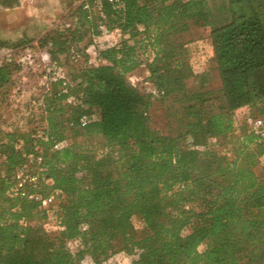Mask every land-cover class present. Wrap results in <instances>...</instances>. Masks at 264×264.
<instances>
[{
  "label": "trees",
  "instance_id": "1",
  "mask_svg": "<svg viewBox=\"0 0 264 264\" xmlns=\"http://www.w3.org/2000/svg\"><path fill=\"white\" fill-rule=\"evenodd\" d=\"M118 1L102 0V22L121 36L95 46L97 61L90 62L79 42L85 26L100 33L98 17L92 10L86 23L89 11L73 0L71 22L37 39L55 67H68L64 78L51 82L24 130L2 127L0 114V264H78L82 251L73 253L71 240L93 264L120 251L136 254L131 264H264V137L233 129L237 108L264 113V0H224L218 15L208 0ZM192 26L209 30L216 92L213 73L195 74L189 65L184 35ZM140 65L157 89L187 102L169 108L166 136L151 130L150 96L126 79ZM20 70L11 56L0 60V105L20 90ZM82 115L96 118L80 127ZM207 139L230 155L197 147ZM35 145L46 167L36 190L54 195L62 219L52 234L36 233L31 221L44 217L36 202L6 194ZM135 215L145 237L133 233Z\"/></svg>",
  "mask_w": 264,
  "mask_h": 264
},
{
  "label": "rangeland",
  "instance_id": "2",
  "mask_svg": "<svg viewBox=\"0 0 264 264\" xmlns=\"http://www.w3.org/2000/svg\"><path fill=\"white\" fill-rule=\"evenodd\" d=\"M223 2L224 0H208L211 10L217 15L221 11L220 7ZM72 6L73 0H20L18 4L13 7H10L8 9L0 8V41L11 44L22 37V39L30 41L25 45L29 44L40 47L37 44V39L39 37H41L50 29L64 26L71 22V16H69V13ZM93 16L95 18V15ZM95 21L97 22L96 19L94 20V22ZM87 27L89 29V34L85 36L83 35L82 40L79 42V47L85 48L86 44L90 43V46L87 47V52L89 54V57H93V51H95V44L99 45V47H103L105 44L108 43V38L100 37L103 35L105 36L109 33V31L103 34H94L93 30L91 29L92 27ZM91 33L93 35H91ZM203 34V30L192 26L189 32L185 33L184 37L186 40H193L196 39L199 35ZM97 35L100 37H98ZM93 44L94 46L91 47V45ZM40 48L41 51L45 49L44 47ZM22 58L24 63L21 64V69L23 66L25 67L20 70L19 73V78L21 81L20 90H14L13 92H11L7 101L4 104L0 105V114L5 120V123L10 126H15L19 129L24 130L27 127V125H25L27 116L25 115L24 110L29 107L30 97L34 95V93H39L41 83L43 81V68L38 63V61H40V56L37 54V52L32 54V57ZM29 59L31 61V64L33 65L32 68L27 64V61H29ZM61 69L63 70V72H65L68 70V67L65 66ZM145 70V66H136L132 71L128 72L125 75L127 81L131 82V79L133 81H136V79H144L146 77L144 76ZM214 70L215 69H210V71L213 73L210 87L214 92H216L219 82L217 76L214 73ZM187 85L190 86L191 81H188ZM141 90L145 91L143 86ZM218 103H220V100L215 99L213 104L207 107V110H209V112H213ZM164 116L165 122L163 119ZM167 116L168 113L164 114L163 117H160L158 119H152V126L154 130L157 129L158 132H165L166 129L168 130ZM21 123L23 124V126H21ZM187 139L188 140H186L185 143L188 142V144H190L191 139ZM95 140L96 139H92V141ZM207 146H211L213 148H220L221 150H223V153L228 156L230 155L229 152L224 150L226 148H223L217 143V141L213 139H207L203 144L198 145L197 147L203 149ZM257 168L255 167L256 170H258ZM55 203V205L49 207L48 211L43 207H39V209L42 210L40 215L44 214V217L37 218L31 221L32 223H37L39 226V229L36 233L42 235L46 234L45 230L41 225L42 220L44 219L47 220L46 223H48L50 227H53L54 223L56 222L54 216L56 214V211H58L57 200ZM131 222L133 233L137 238L145 237L148 234V230L146 229L143 220L139 216H133ZM67 245L73 251V253H78L82 251V254L76 258L78 264H93L91 257L88 253L82 250V247L80 246L78 240H71L67 243ZM200 249H202V246H200ZM135 257L136 254L128 255L125 252L120 251L109 257L102 264H131V260Z\"/></svg>",
  "mask_w": 264,
  "mask_h": 264
},
{
  "label": "built area",
  "instance_id": "3",
  "mask_svg": "<svg viewBox=\"0 0 264 264\" xmlns=\"http://www.w3.org/2000/svg\"><path fill=\"white\" fill-rule=\"evenodd\" d=\"M112 4H120L118 0H107ZM81 5L83 9L89 11V15L86 17V23L91 19L90 11H94L98 19L96 22V30L101 34L107 32L105 30V25L102 22V19L105 18L104 13L102 12V0H79L78 5ZM96 42V41H95ZM91 45V47H93ZM94 50V49H93ZM23 52V53H22ZM37 52L40 56V61L38 63L43 68V81L39 93H34L29 99V107L24 110L25 115L27 116L31 112H37L39 105H41V99L45 92H47L51 87V82L55 81L57 78H64V72L61 68L55 67L51 63L50 55L45 48L41 51V48L35 45H22L17 48H8L0 47V60L4 57H13L20 64L24 63L23 58L32 57V54ZM93 57H90V62H96V52L93 51ZM188 62L193 71V73H204L210 71V69H215V60L213 53L210 54L208 46L202 40L199 41L198 46L187 52ZM28 66L31 68L33 65L31 61H27ZM25 66L22 67V69ZM21 69V70H22ZM135 86L139 91L148 94L150 96V106L148 109V117L150 120L151 130H154L152 126V119H158L163 117L164 114L168 113L169 108L172 106L186 105L187 102H180L176 99L174 93L166 94L163 90L157 89L148 79L147 76L144 79H136L130 82ZM142 86L145 91H142ZM65 91V90H63ZM68 101L75 102L73 96L68 98ZM166 116V115H165ZM165 116L163 117L165 122ZM96 115H82L79 118L80 127H85L90 120L95 119ZM233 129L237 134L249 133L258 139L264 137V113L254 114L248 106H241L237 108L233 113ZM10 125L7 123L3 124L2 127L9 128ZM21 126L23 124L21 123ZM168 130L165 132H158L157 134L166 136ZM41 131L37 130L36 136L41 137ZM46 139V137H43ZM188 140V139H187ZM188 143V142H187ZM68 144V140H62L56 143L53 148L58 149ZM101 150L98 151L100 153ZM4 158V155L0 157V161ZM44 156L43 148L41 145H35L33 151H30L24 154V161L16 166L12 173V184L8 188L6 194L7 196L19 197L28 201L36 202L40 207L45 208L47 211L49 207L55 205L56 198L53 194L43 195L41 192L37 191L36 188L42 180H45V171L46 167L44 166ZM264 165V153L261 154L258 158V166ZM52 211V210H51ZM56 222L53 227L48 225L47 220H42V227L45 230L46 234H52L59 232L63 229L62 219L59 211H56L55 214ZM48 226V227H46Z\"/></svg>",
  "mask_w": 264,
  "mask_h": 264
},
{
  "label": "crops",
  "instance_id": "4",
  "mask_svg": "<svg viewBox=\"0 0 264 264\" xmlns=\"http://www.w3.org/2000/svg\"><path fill=\"white\" fill-rule=\"evenodd\" d=\"M200 30H203L204 34L203 35H199L196 39H193V40H190L189 42H187L184 46L186 52H189L194 48H196L198 46V43L200 40L204 41L206 43V45L208 46V50L211 53H213L212 51V47H211V43H210V37L208 35L209 33V30L206 28V29H200ZM91 35H93L91 33ZM98 36V35H97ZM120 32L117 31V30H112V31H109L108 34H106L105 36H98L100 38H108V43L105 44L104 46L106 45H110L114 42H116L117 40H119L120 38ZM90 46V43L89 44H86V47H89ZM95 46L99 47V45L95 44ZM142 67H144V65H140ZM144 76H148V71L147 69L145 70V75Z\"/></svg>",
  "mask_w": 264,
  "mask_h": 264
},
{
  "label": "flooded vegetation",
  "instance_id": "5",
  "mask_svg": "<svg viewBox=\"0 0 264 264\" xmlns=\"http://www.w3.org/2000/svg\"><path fill=\"white\" fill-rule=\"evenodd\" d=\"M20 0H0V8L8 9L18 4Z\"/></svg>",
  "mask_w": 264,
  "mask_h": 264
},
{
  "label": "water",
  "instance_id": "6",
  "mask_svg": "<svg viewBox=\"0 0 264 264\" xmlns=\"http://www.w3.org/2000/svg\"><path fill=\"white\" fill-rule=\"evenodd\" d=\"M88 34H89V29H88L87 26H85V27L83 28V35L85 36V35H88Z\"/></svg>",
  "mask_w": 264,
  "mask_h": 264
}]
</instances>
